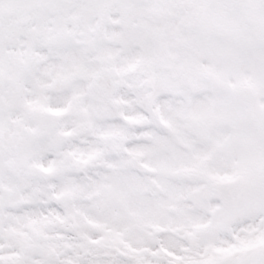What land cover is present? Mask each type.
<instances>
[{"label": "snow or ice", "instance_id": "6c2138e0", "mask_svg": "<svg viewBox=\"0 0 264 264\" xmlns=\"http://www.w3.org/2000/svg\"><path fill=\"white\" fill-rule=\"evenodd\" d=\"M0 264H264V0H0Z\"/></svg>", "mask_w": 264, "mask_h": 264}]
</instances>
